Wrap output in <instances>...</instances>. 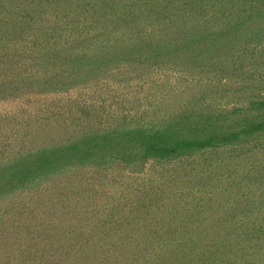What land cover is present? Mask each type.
<instances>
[{
  "label": "rangeland",
  "instance_id": "obj_1",
  "mask_svg": "<svg viewBox=\"0 0 264 264\" xmlns=\"http://www.w3.org/2000/svg\"><path fill=\"white\" fill-rule=\"evenodd\" d=\"M247 27L256 43L230 53L216 48L198 55L193 48L196 53H164L179 59L116 57L77 88L56 93L28 75L31 60L13 61L22 81L10 77L0 58V165L16 154L32 160L40 148L90 128L172 124L201 138L264 120V12ZM221 144L172 157L48 167L42 178L0 191V264H120L85 248L86 236L101 230L96 225H104L107 238L128 240L167 224L179 235L215 226L214 246L199 253L208 264H264V126ZM221 233L232 242V255L220 249ZM75 235L83 236L80 242H73Z\"/></svg>",
  "mask_w": 264,
  "mask_h": 264
},
{
  "label": "trees",
  "instance_id": "obj_2",
  "mask_svg": "<svg viewBox=\"0 0 264 264\" xmlns=\"http://www.w3.org/2000/svg\"><path fill=\"white\" fill-rule=\"evenodd\" d=\"M263 10L264 0H0V43L4 46L0 58L12 79H25L21 65L13 62L25 58L31 60L25 70L37 79L36 85L46 84L55 93L67 91L116 57L125 62L146 57L156 61L162 54L179 59L173 54L183 55L185 49L193 53L196 49L201 55L205 50L230 48V53L234 46L254 44L258 38L247 24L258 19ZM166 50L173 54H164ZM263 126L264 120L251 121L201 138L187 137L172 124L145 129L140 125L90 128L67 143L40 148L32 160L16 154L1 164L0 191L42 178L48 167L178 156L239 142ZM103 226L96 225L93 229L101 230L87 235L83 245H92L94 253L105 251L104 255L118 257L120 264H193L198 260L208 264L199 253L206 245L214 246L210 243L217 236L211 232L215 226L206 231L196 227L193 234L179 235L175 225L167 224L151 234L125 240L123 236L107 238ZM221 235L220 249H228L232 255V242L226 243L227 235ZM82 238L75 235L72 240L78 243ZM125 241L128 250L121 247Z\"/></svg>",
  "mask_w": 264,
  "mask_h": 264
}]
</instances>
